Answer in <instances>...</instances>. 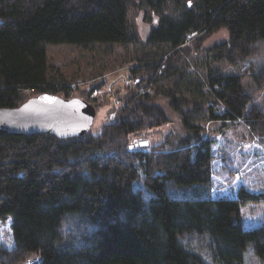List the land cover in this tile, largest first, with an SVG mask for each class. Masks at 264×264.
<instances>
[{"label":"trees","instance_id":"trees-1","mask_svg":"<svg viewBox=\"0 0 264 264\" xmlns=\"http://www.w3.org/2000/svg\"><path fill=\"white\" fill-rule=\"evenodd\" d=\"M138 1L157 17L145 40L129 18L135 0H0V108L27 91L67 94L48 75L49 44H144L155 50L137 57V86L167 97L183 128L152 142L172 118L132 90L98 132L0 135V220L12 219L14 238L12 249L0 242V264H244L248 245L264 260V221L245 228L242 209L264 192L240 184L234 197L213 196L217 138L204 125L242 122L264 145V102L215 66L264 40V0ZM222 28L228 37L203 48Z\"/></svg>","mask_w":264,"mask_h":264},{"label":"rangeland","instance_id":"rangeland-1","mask_svg":"<svg viewBox=\"0 0 264 264\" xmlns=\"http://www.w3.org/2000/svg\"><path fill=\"white\" fill-rule=\"evenodd\" d=\"M129 18L141 38L145 40L149 35L153 20L156 21L157 17L151 9L140 5L139 1L135 0L131 5ZM227 37V31L223 28L219 29L212 33L202 46L203 48L211 46ZM106 48L107 46L101 44L93 48H85L71 43L49 44L47 49L48 75L53 81L64 82L69 87L67 94L64 91H58L56 94L66 98L80 97L96 106L91 131L98 132L105 122L116 116L113 109L121 104L122 97L132 90H137L139 94L148 93L153 97L152 102L163 107L172 118L171 125L156 131L151 141L157 142L162 139L169 128H175L182 132L180 117L169 106V99L162 94H156L153 87L143 84L137 86L142 77L141 72L135 73L134 71L139 64L137 57L144 54L145 51H154L155 47L140 44L131 46L128 50L119 45L112 46V51L111 48L108 51ZM198 52L195 57L203 58V52ZM215 66L222 72L242 75L245 86L252 93L254 100L264 102V40L254 45L251 55L246 60L239 61L238 64L221 62ZM27 92L29 98L44 93ZM47 92L52 93L51 90ZM204 125L210 133H214L220 127L218 122H205ZM230 127L225 134L223 133V136L222 134L217 135V132L213 135L218 139L216 151L218 150L219 158L221 152H231L232 163H235V159H238V163L235 165L231 177L224 176V179L218 177L219 180H223L222 182L218 179L214 180V184H216L213 190L215 196H235L234 191L238 189V185L241 183L236 177L237 172H243L244 183L249 186L253 183L251 173L256 181L263 179L264 172L256 170L257 164L252 165L250 159L252 153L258 149H264L263 143L257 144L254 140L256 134H252L242 122L234 123ZM230 168L229 166V171ZM249 181L252 183L250 184ZM256 186L257 183L250 188ZM175 189L177 195H185L186 193L183 186H177ZM242 209L245 228L257 227L264 221V201L248 204ZM11 222V218L0 220V242L7 249L14 247ZM38 259V256L34 255L20 264H28L29 262L35 264ZM244 264H264V260L255 253L252 245H248L245 249Z\"/></svg>","mask_w":264,"mask_h":264},{"label":"water","instance_id":"water-1","mask_svg":"<svg viewBox=\"0 0 264 264\" xmlns=\"http://www.w3.org/2000/svg\"><path fill=\"white\" fill-rule=\"evenodd\" d=\"M95 113L96 107L83 98L44 92L18 107H1L0 135L50 133L59 138L79 137L91 130Z\"/></svg>","mask_w":264,"mask_h":264},{"label":"crops","instance_id":"crops-1","mask_svg":"<svg viewBox=\"0 0 264 264\" xmlns=\"http://www.w3.org/2000/svg\"><path fill=\"white\" fill-rule=\"evenodd\" d=\"M231 127H228L225 129V131H221L219 128L218 130H215V132L213 133V135L216 134H222V136L225 134V132ZM224 133V134H223ZM218 141V139H217ZM217 143V142H216ZM216 143L213 145V152H214V160H213V166H214V174H213V185H212V191L214 190V187L216 184H214V180L218 179V177L220 179H224L223 177H231V175L233 174L232 171L235 170V165L238 163V159H235V163L233 164V156H231V152H221L220 154V158L217 155L218 150L216 151V149H218L216 147ZM249 159V157H248ZM250 159L252 160V165L257 164V169L256 170H260L262 171V173L264 172V149L262 150H257L256 152L252 153L250 155ZM229 166L230 171H229ZM233 167V168H232ZM251 179L253 181V183L250 186H255V184L257 183V186L255 188H250L249 185H247L244 182H241L239 184H243V185H247V189H249V191L254 192V193H260V192H264V174H263V179H261L260 181H256L254 179V177L252 176L251 173ZM219 180V179H218ZM219 181H223V180H219ZM239 186V185H238ZM237 193V189L234 191V194L236 195ZM213 196L215 198L218 197H222V196H215L214 195V191H213ZM230 197V196H228Z\"/></svg>","mask_w":264,"mask_h":264},{"label":"built area","instance_id":"built-area-1","mask_svg":"<svg viewBox=\"0 0 264 264\" xmlns=\"http://www.w3.org/2000/svg\"><path fill=\"white\" fill-rule=\"evenodd\" d=\"M218 113L219 114H223V108L221 109H219L218 110ZM255 142L257 143V144H259V139L256 137L255 139ZM261 143V142H260ZM146 145V143H144L143 142V140H141V139H134L132 142H131V148H133V149H135L136 147H144ZM236 177H237V179L239 180V181H241V182H244V180H245V178H244V174H243V172H237L236 173ZM249 183L251 184L252 182L251 181H249Z\"/></svg>","mask_w":264,"mask_h":264},{"label":"flooded vegetation","instance_id":"flooded-vegetation-1","mask_svg":"<svg viewBox=\"0 0 264 264\" xmlns=\"http://www.w3.org/2000/svg\"><path fill=\"white\" fill-rule=\"evenodd\" d=\"M28 264H30V262Z\"/></svg>","mask_w":264,"mask_h":264}]
</instances>
